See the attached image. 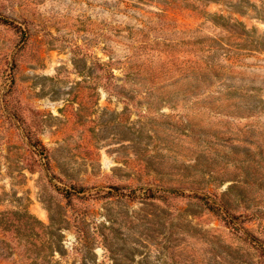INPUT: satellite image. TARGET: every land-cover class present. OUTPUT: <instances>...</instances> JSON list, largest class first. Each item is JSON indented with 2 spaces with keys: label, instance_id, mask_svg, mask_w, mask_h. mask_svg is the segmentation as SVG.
Listing matches in <instances>:
<instances>
[{
  "label": "rangeland",
  "instance_id": "1",
  "mask_svg": "<svg viewBox=\"0 0 264 264\" xmlns=\"http://www.w3.org/2000/svg\"><path fill=\"white\" fill-rule=\"evenodd\" d=\"M0 264H264V0H0Z\"/></svg>",
  "mask_w": 264,
  "mask_h": 264
}]
</instances>
